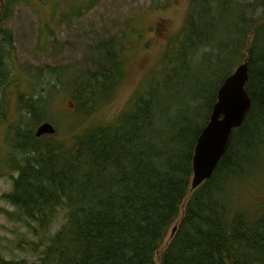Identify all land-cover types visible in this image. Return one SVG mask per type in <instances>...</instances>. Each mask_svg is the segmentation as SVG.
Returning <instances> with one entry per match:
<instances>
[{
    "label": "trees",
    "instance_id": "trees-1",
    "mask_svg": "<svg viewBox=\"0 0 264 264\" xmlns=\"http://www.w3.org/2000/svg\"><path fill=\"white\" fill-rule=\"evenodd\" d=\"M21 1L5 0L0 21ZM47 1L56 12L55 2L62 1L79 15L99 0ZM258 4L190 0L155 82L139 90L114 124L75 134L70 143L58 134H15L21 158L11 163L17 175L6 198L32 233L46 240L38 261L0 255V264H264V204L235 207L226 195L231 180L240 181L264 156V0ZM112 46L102 43L107 67L67 84L80 112L94 101H109L100 93L125 74ZM14 50L10 32L0 29L3 98L13 85ZM244 61L252 109L213 176L191 193L197 138L218 89ZM159 93L164 107L155 111ZM26 105L33 123L40 122L44 99L28 98ZM60 214L64 219L53 233Z\"/></svg>",
    "mask_w": 264,
    "mask_h": 264
},
{
    "label": "rangeland",
    "instance_id": "rangeland-1",
    "mask_svg": "<svg viewBox=\"0 0 264 264\" xmlns=\"http://www.w3.org/2000/svg\"><path fill=\"white\" fill-rule=\"evenodd\" d=\"M239 1L234 0V4ZM4 4L5 0H0V8ZM56 4L58 12L53 2L23 0L0 21V29L10 32L15 49L10 58L13 85L5 98L0 95V255L6 259L38 261L46 240L32 233L6 198L17 175L11 163L21 158L14 147L15 134L34 133L42 120H49L57 127L59 139L70 143L75 134L114 124L139 90L155 82V70L168 44L182 31L190 0H99L79 15L72 14L70 5L62 1ZM104 42L113 44L111 53L121 59L125 74L110 92L100 93L112 97L109 101H94L80 112L71 104L67 84L79 75L88 77L108 66L101 56ZM187 88L194 87L190 84ZM39 96L45 106L42 120L35 124L26 100ZM156 102L155 111L164 107L162 93ZM259 160L240 181L231 180L226 194L229 205L256 210L264 204V156ZM63 216L60 214L51 227L53 233L60 228Z\"/></svg>",
    "mask_w": 264,
    "mask_h": 264
},
{
    "label": "water",
    "instance_id": "water-1",
    "mask_svg": "<svg viewBox=\"0 0 264 264\" xmlns=\"http://www.w3.org/2000/svg\"><path fill=\"white\" fill-rule=\"evenodd\" d=\"M250 79L249 64H240L235 72L222 83L213 105L210 120L197 138L193 154V177L191 192L198 189L216 171L227 153L234 130L240 128L250 110L252 98L247 90ZM57 129L52 122L45 121L35 130L37 137L54 135ZM177 230L174 227L173 233Z\"/></svg>",
    "mask_w": 264,
    "mask_h": 264
}]
</instances>
